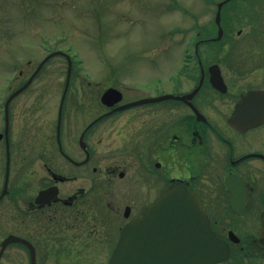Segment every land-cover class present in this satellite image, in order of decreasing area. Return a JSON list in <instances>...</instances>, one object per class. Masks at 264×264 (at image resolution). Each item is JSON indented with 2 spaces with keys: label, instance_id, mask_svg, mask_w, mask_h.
<instances>
[{
  "label": "flooded vegetation",
  "instance_id": "obj_1",
  "mask_svg": "<svg viewBox=\"0 0 264 264\" xmlns=\"http://www.w3.org/2000/svg\"><path fill=\"white\" fill-rule=\"evenodd\" d=\"M197 18L182 78L153 79L148 87L154 89L134 98H127L126 86L118 87L120 99L101 103L95 113L88 101L77 135L70 117L81 111L75 92L64 97L61 111L59 99L52 152L39 134L31 139L21 132L15 141L11 122L6 136L3 125L0 206H14L22 230L0 238V263L13 259L14 249L22 264H42L44 258L108 264L121 227L182 186L198 195L210 230L226 248L224 257L207 264H264V0H203ZM211 68L218 77L211 78ZM243 94L245 113L232 123ZM132 101L139 102L119 107ZM29 111L38 127L39 109ZM125 126L133 129L127 152L116 142ZM95 130L103 158L115 156L114 164H93ZM132 162L129 171L125 164ZM47 189L53 195L41 197ZM9 234L21 239L3 244ZM186 237L181 235L183 247Z\"/></svg>",
  "mask_w": 264,
  "mask_h": 264
},
{
  "label": "rangeland",
  "instance_id": "obj_2",
  "mask_svg": "<svg viewBox=\"0 0 264 264\" xmlns=\"http://www.w3.org/2000/svg\"><path fill=\"white\" fill-rule=\"evenodd\" d=\"M202 1L0 0V130L3 128L5 97L52 51L67 53L74 64L67 90L75 92L81 110L70 116L75 119L76 135L87 102L91 101L95 113L101 106L99 96L108 87L126 86L125 95L134 98L149 88L153 90L148 87L153 79L182 78L178 71L185 51L193 50L189 43L195 38L194 26L198 23ZM206 6L204 16L208 18L211 10L208 4ZM66 68V58L61 54L53 55L24 93L10 101L13 140L20 139L21 132L31 139L39 134L44 148L52 152L55 115ZM36 100L40 105H33ZM31 107L40 111V114L36 112L40 119L38 127L29 111ZM25 114H28L27 124L21 119ZM128 129L125 126L123 136L116 139L117 143H124L125 152L130 149L133 133V129ZM96 134L95 130L93 164H114L115 156L103 158L104 146L101 141H95ZM129 159L131 157L118 163L121 165ZM125 166L134 171L133 162L129 167ZM21 230L20 216L14 206L12 209L10 205L0 206V238L7 232ZM9 260L14 264L23 263L14 249L13 259L4 257L0 264H8ZM54 260L44 258L42 264H56ZM66 261L64 259L61 264ZM96 261L102 264L107 260Z\"/></svg>",
  "mask_w": 264,
  "mask_h": 264
},
{
  "label": "water",
  "instance_id": "obj_3",
  "mask_svg": "<svg viewBox=\"0 0 264 264\" xmlns=\"http://www.w3.org/2000/svg\"><path fill=\"white\" fill-rule=\"evenodd\" d=\"M222 3L218 4L217 22L219 21V8ZM217 36L219 37L220 34L218 33ZM50 55L40 62L29 80L10 94L5 101V135L8 129L9 100L30 81ZM67 58L68 67L63 93L67 89L71 71V61L68 56ZM120 97L121 93L116 88L109 87L102 93L101 101L103 103H111L110 101H117ZM247 97L248 94H243L236 104L230 118L232 123L238 122V119L244 115ZM155 99L158 98H149L147 100ZM139 101H132L119 107L133 105ZM52 193L47 189L42 191L40 196L47 198V195ZM46 201L49 200L46 199ZM171 235L172 239L170 241ZM181 235H187L186 247H183ZM13 238L21 239L10 234L5 238L3 244ZM170 243L173 245L171 248L169 246ZM222 253H226V248L221 245L220 241L210 230L202 201L190 189L178 186L159 196L155 202L148 206L144 215L133 217L122 226L118 240L111 253L109 264H184L182 263V258L185 260V264L186 261H188L187 264H207L224 257Z\"/></svg>",
  "mask_w": 264,
  "mask_h": 264
}]
</instances>
